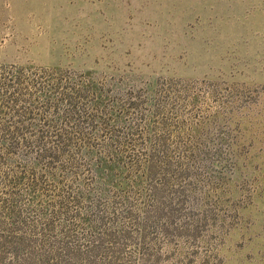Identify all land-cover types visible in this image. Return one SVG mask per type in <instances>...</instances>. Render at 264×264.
Wrapping results in <instances>:
<instances>
[{
  "label": "rangeland",
  "instance_id": "1",
  "mask_svg": "<svg viewBox=\"0 0 264 264\" xmlns=\"http://www.w3.org/2000/svg\"><path fill=\"white\" fill-rule=\"evenodd\" d=\"M0 264H264V0H0Z\"/></svg>",
  "mask_w": 264,
  "mask_h": 264
}]
</instances>
